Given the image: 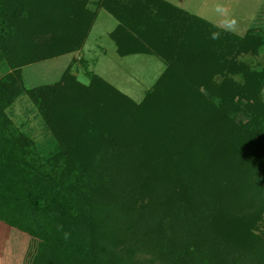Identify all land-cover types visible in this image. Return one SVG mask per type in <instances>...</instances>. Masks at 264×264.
I'll return each mask as SVG.
<instances>
[{
	"label": "trees",
	"instance_id": "obj_1",
	"mask_svg": "<svg viewBox=\"0 0 264 264\" xmlns=\"http://www.w3.org/2000/svg\"><path fill=\"white\" fill-rule=\"evenodd\" d=\"M90 2L0 0V246L29 245L35 264H264V65L242 59L264 54V32L98 0L120 56L165 60L144 98L84 57L26 87L23 67L83 49ZM21 95L57 144L45 161L7 111Z\"/></svg>",
	"mask_w": 264,
	"mask_h": 264
},
{
	"label": "rangeland",
	"instance_id": "obj_2",
	"mask_svg": "<svg viewBox=\"0 0 264 264\" xmlns=\"http://www.w3.org/2000/svg\"><path fill=\"white\" fill-rule=\"evenodd\" d=\"M167 1L240 36L250 31L264 32V0ZM89 8L98 11V15L83 49L23 68L26 87L58 80L72 59L84 57L90 62L88 70H94L136 101L142 100L164 71L165 60L148 54L120 56L110 36L118 19L105 7H100L98 0H91ZM242 59L253 66L264 65V54H245ZM74 71L82 80H86L82 62L75 63ZM2 74L3 71L0 77ZM7 111L16 125L30 134L36 142L40 159L45 161L57 144L31 99L21 95ZM30 254L32 252L29 245L0 246V264H35V260L30 259ZM38 261L44 264L41 260Z\"/></svg>",
	"mask_w": 264,
	"mask_h": 264
},
{
	"label": "crops",
	"instance_id": "obj_3",
	"mask_svg": "<svg viewBox=\"0 0 264 264\" xmlns=\"http://www.w3.org/2000/svg\"><path fill=\"white\" fill-rule=\"evenodd\" d=\"M46 61V60H45ZM44 62V61H43ZM41 63V62H40ZM33 65V64H32ZM69 65V64H68ZM31 65H27V66H25V67H23L24 69H26L27 67H30ZM66 69V68H65ZM63 73V72H62ZM62 73H61V75H62ZM61 75H60V77H61Z\"/></svg>",
	"mask_w": 264,
	"mask_h": 264
},
{
	"label": "clouds",
	"instance_id": "obj_4",
	"mask_svg": "<svg viewBox=\"0 0 264 264\" xmlns=\"http://www.w3.org/2000/svg\"><path fill=\"white\" fill-rule=\"evenodd\" d=\"M213 38L215 39V38H218V34H214L213 35Z\"/></svg>",
	"mask_w": 264,
	"mask_h": 264
}]
</instances>
